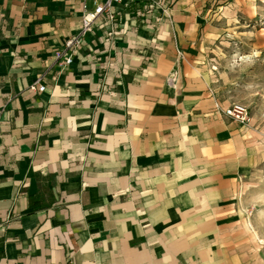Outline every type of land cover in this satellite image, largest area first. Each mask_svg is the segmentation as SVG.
Wrapping results in <instances>:
<instances>
[{"label":"crops","instance_id":"obj_1","mask_svg":"<svg viewBox=\"0 0 264 264\" xmlns=\"http://www.w3.org/2000/svg\"><path fill=\"white\" fill-rule=\"evenodd\" d=\"M261 1L133 3L63 68L82 0H0V264H260L226 213L254 135L211 96L208 53Z\"/></svg>","mask_w":264,"mask_h":264},{"label":"rangeland","instance_id":"obj_2","mask_svg":"<svg viewBox=\"0 0 264 264\" xmlns=\"http://www.w3.org/2000/svg\"><path fill=\"white\" fill-rule=\"evenodd\" d=\"M164 1V0H162ZM264 2V1H263ZM262 3V1H261ZM255 15L234 14L208 53L211 96L223 107L244 106L240 125L253 132L257 164L241 184V195L226 212L236 224L253 226L257 263L264 264V3ZM254 12V11H253ZM254 14V13H253Z\"/></svg>","mask_w":264,"mask_h":264},{"label":"built area","instance_id":"obj_3","mask_svg":"<svg viewBox=\"0 0 264 264\" xmlns=\"http://www.w3.org/2000/svg\"><path fill=\"white\" fill-rule=\"evenodd\" d=\"M139 1L142 0H93V8L88 9L85 0H82V15L78 32L65 40L64 48L56 52L55 56L60 65L64 68L72 62V54L83 44L84 37L93 30L96 24L102 20H106L110 25H115L118 12ZM145 1H147L151 7L161 9L164 17L170 18L166 13V8H164L162 0ZM36 83H39V80H37ZM38 89L43 91L45 86L39 84ZM222 111L240 123H244L247 120V110L244 106L233 105L222 109Z\"/></svg>","mask_w":264,"mask_h":264}]
</instances>
